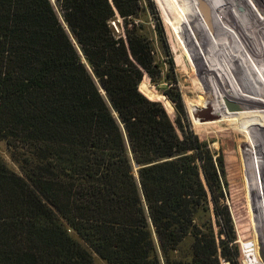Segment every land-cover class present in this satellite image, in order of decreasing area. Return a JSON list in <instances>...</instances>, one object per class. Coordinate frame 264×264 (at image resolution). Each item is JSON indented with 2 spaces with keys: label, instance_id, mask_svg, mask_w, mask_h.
<instances>
[{
  "label": "trees",
  "instance_id": "16d2710c",
  "mask_svg": "<svg viewBox=\"0 0 264 264\" xmlns=\"http://www.w3.org/2000/svg\"><path fill=\"white\" fill-rule=\"evenodd\" d=\"M56 2L81 55L49 0H0V141L18 168L0 156V264H240L176 81L173 120L138 89L162 76L141 0Z\"/></svg>",
  "mask_w": 264,
  "mask_h": 264
},
{
  "label": "rangeland",
  "instance_id": "374dc122",
  "mask_svg": "<svg viewBox=\"0 0 264 264\" xmlns=\"http://www.w3.org/2000/svg\"><path fill=\"white\" fill-rule=\"evenodd\" d=\"M49 1L76 46L61 18L56 0ZM140 4L137 22L141 32L151 42L162 76L158 84H154L144 73L138 89L148 99L160 102L173 120V105L162 90L170 86L166 82V74L176 81L191 128L201 142V166L209 197L222 210L239 263L264 264V125L260 124L263 128L260 127L262 131H258L259 125L250 118L235 113H218L211 106V92L207 91L205 85L210 81L206 77L207 67L203 66L205 44L200 35L204 27L212 30L214 25L211 20L209 24L201 12L196 13L188 0H141ZM116 19L120 28L123 21L117 14ZM119 34H122L121 31ZM81 59L86 65L83 57ZM169 61L173 63L171 71ZM93 80L98 86L95 78ZM163 99L169 106L164 104ZM195 103L201 108L198 119L192 115L194 124L188 106L191 111ZM0 156L8 167L18 172L2 141ZM227 206L229 212H225ZM250 241L252 250L248 252L245 243ZM92 256L95 263L107 264L95 254Z\"/></svg>",
  "mask_w": 264,
  "mask_h": 264
},
{
  "label": "bare ground",
  "instance_id": "6f19581e",
  "mask_svg": "<svg viewBox=\"0 0 264 264\" xmlns=\"http://www.w3.org/2000/svg\"><path fill=\"white\" fill-rule=\"evenodd\" d=\"M188 3L214 25L212 30L204 27L200 31L205 44L203 66L207 67L206 77L210 81L205 85L211 92V106L218 113L246 116L262 131L264 0H188Z\"/></svg>",
  "mask_w": 264,
  "mask_h": 264
},
{
  "label": "built area",
  "instance_id": "2783aa9c",
  "mask_svg": "<svg viewBox=\"0 0 264 264\" xmlns=\"http://www.w3.org/2000/svg\"><path fill=\"white\" fill-rule=\"evenodd\" d=\"M116 23H118L119 24V20L118 19H116V20H111L110 21V24H111V26L113 27V29H114V31L116 32V33H119L120 31L122 32V28L120 29V28H118V26H117V24Z\"/></svg>",
  "mask_w": 264,
  "mask_h": 264
},
{
  "label": "water",
  "instance_id": "95a60500",
  "mask_svg": "<svg viewBox=\"0 0 264 264\" xmlns=\"http://www.w3.org/2000/svg\"><path fill=\"white\" fill-rule=\"evenodd\" d=\"M134 166L136 167L137 166V164H134ZM225 262V261H224ZM227 264H229V263H227Z\"/></svg>",
  "mask_w": 264,
  "mask_h": 264
}]
</instances>
